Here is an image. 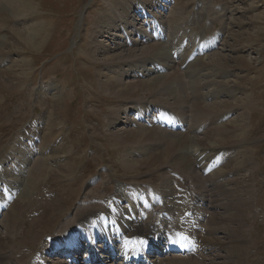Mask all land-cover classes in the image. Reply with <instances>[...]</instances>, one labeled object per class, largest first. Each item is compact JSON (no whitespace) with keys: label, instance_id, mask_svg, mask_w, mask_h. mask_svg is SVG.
I'll return each mask as SVG.
<instances>
[{"label":"rangeland","instance_id":"1","mask_svg":"<svg viewBox=\"0 0 264 264\" xmlns=\"http://www.w3.org/2000/svg\"><path fill=\"white\" fill-rule=\"evenodd\" d=\"M116 1L51 0L47 4L44 0H41L42 6L38 7L37 12L32 11L33 13L30 12L27 16L19 19L7 17L0 12L1 19L4 20L2 22L3 27H5V30L0 32V37H7L10 45H17L16 38L12 35L10 28L24 32L26 28L40 23H46L49 27L46 43L39 49L40 52L39 50L32 52L26 49L24 45L22 46L24 48L22 51L18 49L17 51L11 46H6L2 51L0 50V75L4 72H16L18 66L23 64V61L30 60L31 66L26 78L19 82L15 81V86L8 79H5V83L11 85L7 88L2 87L0 84V95H2L0 102L3 104L0 109V161L5 158L6 154L18 149L20 142L23 141L25 143L23 135L26 132L27 124L30 122L39 123V119L43 120L41 116L45 118L43 110L46 107L50 109L52 107L57 111V117L64 128L63 140L68 147L76 152L77 165L75 166V175L77 179H82L84 184H79L75 187L70 179L60 177L58 172H56L49 184H47L48 186L46 184L42 185L45 188H42L44 190L43 198L49 199L52 197L56 201L62 200L61 192L63 189L66 190L67 187L78 189L77 196L71 202L72 204L70 203L68 206L62 205L63 207L60 210L63 211H58L62 215L61 218H55L48 228L46 226H42V228L35 221V219L39 218L36 203L38 197L36 194H29L24 180H21L23 184L19 185L20 190L16 193L11 192L9 197L6 198L5 208L0 214V222L6 228L7 235L15 227L16 223L14 235L18 231L25 230L29 231L30 234L26 239L28 242L24 243L19 238H14L12 233L13 237H11L10 243L6 244L2 239L5 237L6 231L0 226V234L3 235L0 236L2 237L0 238V253L9 256L6 264H28L31 259L43 251V259L47 264H62L65 262L66 251L64 248L48 253L45 252L47 249L40 252L41 246L59 240L56 235L57 232L61 230L66 221L74 217L78 208L86 205V201L89 199L87 196L94 195L91 197V199H94L103 191L105 182L109 181L110 185L114 187L119 180L136 186L140 192L153 189L161 194L163 185L164 189L167 188L169 190L171 187L173 192L169 193L167 191V195L171 200L177 201L179 207L173 215V221L179 223L182 220L181 223L186 226L188 232L198 240L199 237L205 235L204 229L206 227L212 230L217 229V231L219 229V233H215L218 239L224 240L227 235L228 242H224L225 245H229L227 253L221 250L214 251L208 253L211 254V257L220 256L227 259V262L230 259L228 264H233L236 261L235 252L239 240L240 242L246 240L247 246L249 245L246 250L249 260L246 264H264V213L259 212V198L257 199L259 202L256 207L251 206L253 210L250 208L242 215L234 213L236 203L245 199V196L249 195L251 191L253 192H251L252 195H255L252 188L245 195L240 183V180L244 179L245 175L248 176L250 171L255 172L256 178L260 182V194L262 201H264V0H159L158 9H156L158 5L153 6L151 9L148 8L150 15H145L146 20L141 15L132 14L138 20L137 25L133 23L131 18H127L128 21H125L122 16H117L122 20V24L119 23V25L123 27L124 31L128 30L127 35L116 30L110 34L100 36L98 32L102 30L101 24H103V21L113 19L115 15L112 13L118 12L115 8ZM123 1L137 4L141 0ZM2 2L3 0H0V4ZM143 10L146 11L145 8ZM170 11L171 15L175 13L179 18L181 17L182 26L187 30L186 40H184L182 45L184 47L189 46V52L190 50H201V56L195 58L194 62L196 61V64L192 67H188L189 65H187L188 68L186 67L189 58L185 59V64L182 65L184 60L182 58L175 68L181 74L186 71V76L182 82L185 95H197L199 97L210 91L208 88L211 86L207 88L208 90H204L200 74V83L198 84L197 80L194 79L193 73L196 70H200L201 73V67L205 66L204 63L206 62L210 63L208 61H212V57L222 56L217 61L219 64L229 59L230 54L251 62L248 63L244 60H239L237 63H234V61L230 62L232 66H240L235 70L234 76L230 77V80L233 81L232 84L236 88L235 97L230 94L228 89H225L228 90L225 94L226 96L218 101V103L233 102L236 99V102L240 104L237 107L238 109L236 108L237 112L234 116L228 118L229 124L239 120L245 127L244 131L259 130L258 136L255 135L248 140H243L242 135L236 136L233 139V148L228 149L227 153L219 158L220 162L224 161L223 164L227 159H230L234 169L236 168L239 171L244 169L242 167L243 163L249 166V170L239 172V175L232 178L229 184L224 182L221 171L222 169L227 171L232 168L225 165H223L222 169H218L222 165L216 167L218 169L216 170V177L212 176L211 173L213 172L200 170L197 167L186 168L181 166L185 169H192L191 172L198 175V177L196 176L197 183H195L194 178L190 174L173 167L180 165L179 163L172 164L171 161H167V168L161 167L156 169L158 171L151 170L152 168L146 165L138 172L134 170L125 171L124 167L132 164L131 159L129 161L126 160L129 157V153H135L132 155L134 157L139 156L138 162L140 164H145V161L151 159L155 153H153L150 143L134 147L130 146L126 149L128 152L124 153V149L115 148L114 139H111L114 134H122L126 127L130 129L140 123L144 124L153 121L157 113L151 107L149 112L144 115L143 121L135 120V114H132L130 117L131 120L134 119V125H124L123 123L117 126L112 125L109 111L114 110L113 107L117 106V108L125 109L134 107L136 104L130 100H121V94L118 98H112L110 91L103 88L105 80L101 75L107 74L105 71L101 72L104 69L103 65L106 64V67L113 68L114 72H119L120 67L124 66H120V64L123 63L133 64L132 67H124L127 71H130V68H137L136 62L147 56L146 48L148 45L153 44L149 43L146 45V43L141 42L140 37L144 35H140V32L150 35L149 29H152L150 20L152 16H157L167 20V28L172 33H175L170 28V24L173 22L169 18ZM259 15H261L262 19L259 21L260 23H255L254 18ZM234 19H237L236 22H241L242 24H233L232 20ZM126 23L133 24V28H129V26L124 28ZM132 30L135 31L131 34L130 31ZM170 30L165 28L163 31L159 30V33L163 32L162 36L166 48L173 44V36ZM237 32L244 33L245 36L249 34L252 36L251 39L255 38L257 41L253 43L250 38L239 37L236 34ZM227 40L235 41L238 48L237 52L226 50L224 44ZM98 42L103 44V46L105 45L107 50L111 47L110 51H114V53L122 52L127 47L125 44L129 45L130 43L133 48L127 47V49L140 51L135 54H124L114 61L104 63V61H100L102 58L93 52L95 43ZM206 43H212V45L207 47ZM0 44L4 45L2 42ZM116 46H120L122 51L115 50ZM98 57L100 58L98 59ZM204 57L207 60H204ZM160 64L157 63V66L163 70ZM209 67L213 68V66L208 65V75L212 77L214 74L210 72ZM171 76L174 82L175 75L171 74ZM123 81L121 80V83L127 85L129 82L135 83L136 79H133V82L131 79ZM193 86L197 87L193 91V95H191ZM217 86L220 87L219 89L227 87L221 81L216 82L213 89L216 90ZM170 91L174 93L172 90ZM55 92L59 94H55ZM57 99L59 102L55 106ZM52 101L53 104L51 103ZM178 102L182 103L179 99ZM183 104L186 105V103ZM213 105L212 101L206 102L205 105L202 103L197 104L194 97L193 105L191 106V116L193 115L192 111L195 115L197 114L195 107L199 109L205 108V111H212ZM240 115L243 117L240 118ZM207 117L212 119L205 120ZM213 119V115L204 114L197 122H194L188 116L187 120L182 119L180 121L182 129H179L180 131L173 129V132L187 133L190 134L187 137L195 136L198 141L207 142L212 136H218ZM34 126L38 128L39 125L36 124ZM26 144H28V140H26ZM123 145V142H121L118 147H124ZM139 147H144V149L139 150ZM125 154H127V157ZM252 154L257 157L252 156ZM164 172L172 177V181L168 186L163 179L162 173ZM254 183L252 181L251 186ZM46 188L49 190H46ZM200 190H206L205 193L210 194L212 198L211 207L213 208L208 209L205 207L204 201L201 197L199 198ZM184 192L185 194H183ZM206 194H203L202 197L208 199ZM162 196L164 195L162 194ZM215 196L220 198H214ZM14 202L15 204L13 205ZM17 202L23 203V208H18L16 206ZM25 204L27 206L30 204V206L24 207ZM159 206H155L154 212L148 214L149 219L153 222H161L168 225L170 222L167 215L157 213ZM181 208H184L182 213L180 212ZM194 210L198 214L197 217H201V219L191 215ZM212 214L214 216L209 222L208 220ZM239 221H241V224H238ZM35 234L39 237H35L36 239L31 242ZM79 252L81 255L87 254L85 246H81ZM30 257L32 258L30 259ZM162 257L167 259V255H162V252L154 254L152 259L156 260ZM220 260V258H217L216 262Z\"/></svg>","mask_w":264,"mask_h":264},{"label":"bare ground","instance_id":"2","mask_svg":"<svg viewBox=\"0 0 264 264\" xmlns=\"http://www.w3.org/2000/svg\"><path fill=\"white\" fill-rule=\"evenodd\" d=\"M40 1L41 0H3L0 4V12L4 13L7 17L10 16L11 18L19 19L27 16L32 11L35 12L38 7L42 6ZM44 1L48 4L51 0ZM116 2L115 8L118 12L112 13L116 17L114 16L113 19H110L109 21L107 19L103 21V24H101L102 30L98 32L100 36L110 34L112 31L116 30L127 35L128 30L126 29V31H124L123 27L119 25V23L122 24V20L117 16H122L125 21H128L127 18H131L133 23L137 25L136 23L138 20L132 16L133 13H135L136 16L141 15L144 20H146L145 15H150L148 8L151 9L153 6L159 4V0H141L137 4H133V2H129V4L125 1L122 2V0H117ZM158 7L159 5L156 6V9H158ZM144 8L146 11L143 10ZM169 14V18L173 20L172 24H170V28H172L175 33H172V31L167 28V20H164L163 17L157 16H152L150 20V23L152 24V29H149L150 35H145L140 32V35H144L143 37L139 36L141 42L146 43V45L149 43L153 44L148 45L146 48L147 56L136 62L137 68H130V71H127L124 67L129 68L132 67L133 64L123 63L120 64V66L124 65L122 68L118 65L120 67L119 72H114L113 68L110 67V69L109 67H106V64L103 65L104 69H102L101 72L105 71V73H107L101 75L105 80L103 88L110 91L112 98H118L121 94V100H130L132 103L135 102L136 104L134 107L125 109L117 108V106L114 105V110L109 111L112 125L117 126L121 123L124 125H134V119L131 120L130 117L132 114H135V120L143 121L144 115L149 112L151 107L155 109L157 113L153 121L144 124L140 123L138 126L134 127L136 129H128L129 127H126L122 134H114L111 139H114L113 144L115 148L124 149V153L128 152L126 149L130 146L134 147L148 143H150L152 151L155 153L151 159L145 161V164H140L138 162L139 156H132L135 153H129L130 158L128 157L126 160L129 161V159H131L132 164L124 167L125 171L134 170L138 172L144 165L150 166L152 168L151 170H156L161 167L167 168V161H171L172 164L179 163L180 165H175L173 167L182 170L184 173L190 174L194 178L195 183H197L198 175L191 172L192 169H185L183 167H197L200 170L213 172L211 173L212 176L216 177V170L220 168L222 169V167H224L223 165H225L232 168L231 170L224 171L222 169L221 171L224 182L229 184L232 181V178L239 175V172H246L249 170V166L248 164H242L241 162L244 169L239 171L236 168L234 169V166L230 163V159H227L223 164L224 161L220 162L219 158L225 155L228 149L233 148L232 143L236 136L242 135L243 140H248L255 135L258 136L259 130L252 129L244 131L245 127L239 120L229 124L228 118L234 116L237 112V107H239L240 104L236 102V99L233 102L218 103V101L226 96L225 94L228 90L230 94L235 97L234 93L236 88L235 85L232 84L233 81L230 80V77L234 76L235 70L240 66H232L230 65V62L234 61V63H237L239 60H244L248 63L251 62L250 60H245L230 54L229 59L225 62H221L222 64H219L217 61H219L222 56H214L212 57V61H208L210 63H204L205 66L201 67V73L200 70H196L193 73L194 79L197 80L198 84L200 83V74V80H202L201 83L204 90L210 89V91L205 93L203 90L202 92L205 94L200 95L199 97L197 95V97L185 95L182 82L183 78L186 76V71L181 74V72L175 70V68L182 58H184L182 65L185 64V59L187 60L189 58L186 67L187 65H189L188 67H192L196 64V61L194 62V60H196L195 58L201 56V54L199 50H190L189 52V46L184 47L182 45L184 40H186L187 30L182 26L183 22H181V17L179 18L175 13H172L171 15V11ZM254 19L255 23H260L259 21L262 17L261 15L255 16ZM3 21L0 13V23ZM115 21L117 22L114 25ZM236 21L237 19H234L232 20V23L236 25L242 24L241 22ZM132 25L133 24L126 23L124 28L128 26L129 28H133ZM3 26L2 23L0 25V32L5 30V27ZM164 28L170 30L173 36V44L169 45L170 47L168 48L165 47V41L162 36L163 32L159 33V30L163 31ZM10 30L12 35L16 38L17 45H10L7 37H0V42L4 43V45L0 44L1 51L6 46H11L13 49L22 51L24 49L22 46L24 45L26 49L35 52L45 45L47 40L46 36L49 34V27L46 23H40L33 27L26 28L24 32L17 31L15 28H10ZM134 31L135 30L130 31L131 34L134 33ZM176 34L178 35L176 36ZM236 34L239 35V37L245 36L244 33L240 32H237ZM158 35L159 37H157ZM245 37L251 39L252 36L247 34ZM154 40H156V42H154ZM251 41L255 43L257 40L252 38ZM206 45L207 47H210L212 43H206ZM224 45L229 52L238 51L234 40H227ZM125 46L133 48L131 43L129 45L125 44ZM127 47L122 51L120 46H116L115 50H121L122 52L114 53V51H110L111 47L107 50L105 45L103 46V44L98 42L95 43L93 52L102 58L100 61L108 63L124 54H135L137 51H140L137 49L129 50ZM203 49H205V47H203ZM126 51L128 52L125 53ZM100 57H98V59ZM204 60H207V58L204 57ZM28 61H23V64L18 66L16 72H4L0 75V84L2 87L7 88L11 84L15 86V81L19 82L22 79L24 80L31 68L30 60ZM157 63L162 64H160V66L163 70L158 68ZM209 64L215 68L213 69L212 67H209L210 72L214 74L212 77L208 75ZM171 74L175 75L174 82ZM5 79H8L11 84H6ZM125 79H131L132 82L133 79H136V82H129V84L124 85L121 83V80L123 81ZM218 81L223 82L227 87H221L222 89H219L220 87L217 86L216 90L213 89L215 83ZM123 83L125 82L123 81ZM196 87L197 86L192 87L191 95H193V91ZM234 88L235 90H233ZM170 90L174 93H171ZM55 94L59 93L55 92ZM1 96L2 95H0V97ZM194 97L197 104L202 103L205 105L206 102L212 101L214 104L212 111H205V108L199 109L198 107H195L197 114L195 115L192 111L193 115L191 116V106L193 105ZM177 98L182 103H179ZM58 102L59 100L57 99L55 106ZM51 103L53 104V101ZM183 103H186V105ZM2 106L3 104L0 102V109ZM43 114L45 115V118H42L41 116V119L43 120L39 119V123L30 122L27 124L26 132H24L25 134L23 135L25 143L23 141L20 142L18 149L6 154L5 158L0 161V210L3 209L4 203L2 202H4L5 194H10L11 192L16 193L20 190L19 185L23 184V181L21 180H24L27 190H29V194H36L38 197L36 203L39 218L35 219V221L40 227L46 226L48 228L49 225L54 222L55 218H61L62 215L59 214L58 211L63 207L62 205H70L77 196L78 189H71V187H67L66 190L63 189L61 192L63 197L62 200L56 201L52 197L49 199L43 198V189L45 188H43L42 185L49 184L51 178L56 172H58L60 177L70 179L75 187L76 185L83 184V182L82 179H77V176L75 175V166L77 165L75 157L76 152L68 147L63 140L64 128L57 117V111L52 107L51 109L46 107L43 110ZM204 114L213 115L214 125H216L215 128L218 136H212L207 142H200L195 136L187 137L190 136V134L173 132V129L180 126L179 121L182 119L187 120L189 116L194 122H197ZM242 117L243 116L240 115V118ZM209 119L212 118L207 117L205 120ZM36 124L41 127H35L34 125ZM179 128L182 129L181 126ZM26 140H28V144H26ZM121 142H123L124 147H118L121 145ZM138 149L143 150L144 147H139ZM125 155L127 157V154ZM252 156L255 155L252 154ZM220 165L222 166L219 167ZM28 166L30 167L29 170ZM216 167L219 168L216 169ZM162 175L168 186L172 181V177L166 175L165 172L162 173ZM252 181L255 182L253 186H251ZM240 183L245 195L247 192H250V188L254 190L255 195H252L253 192L251 191L252 193L250 192L249 195L245 196L247 199L245 198L236 203L234 213L242 215L248 209L256 207L259 201V212L264 213V201H262L260 194V182L257 180L255 172L250 171L248 176L245 175V178L240 180ZM161 188V194L155 192L153 189L140 192L136 186L130 185L121 180H119L114 187L110 185L109 181L105 182L103 185V191L99 193L98 196L96 195V198L91 199L94 195L87 196L89 199L87 198L88 201H86V205L78 208L74 217L66 221L62 227L60 226L61 230L56 234L57 237H59V240L51 242L50 244H43L40 252L47 248L49 252H53L58 247L64 246L66 252L71 254L79 249L83 240L85 242L84 244L87 246L86 251L88 252V255L74 253L65 264H228L230 259L227 262V259L220 256L213 258L210 256L211 254H208L219 250L227 253V247L229 245L224 244V242H228L227 235L224 234L226 235L224 240L218 239L216 238L215 233H219V229L217 231V229L212 230L207 229V227L204 229L205 235L199 237V240L193 235L186 233L184 231L186 226L181 223L182 220L179 223L173 221V215L179 209L177 201L171 200L167 195V191L170 193L173 192V189L171 187L169 190L167 188L164 189V185ZM46 190L49 189L46 188ZM200 191L201 192L199 193L201 194L199 195V198H202L205 207L208 209L213 208L211 207L212 198L210 197V194H206V190ZM162 194L164 196H162ZM183 194H185V192ZM203 194H206L209 200L206 199V197L203 198ZM160 196L162 199L164 197V200L162 201V206L158 213L160 215H172L171 225H167V227L154 223L148 216V214L151 213L148 208L151 205L153 207V205L159 203L160 201L158 200H161ZM214 198L220 197L215 196ZM258 198L259 201H257ZM16 206L18 208H23V203L21 204L20 202H17ZM26 206L27 204L24 205V207ZM29 206L30 204L27 207ZM183 211L184 208H181L180 212L182 213ZM191 215L197 217L198 214L194 210ZM213 216L214 214L211 215V218L208 220L209 222ZM199 218L201 219V217H197V219ZM238 224H241V221H239ZM16 225L7 235L6 228H4L0 222V226L6 231L5 237L0 238H2L6 244L10 243V239L13 236L14 238H19V240L24 243L28 242L26 239L30 234L29 231H18L17 234L14 235ZM0 236L3 235L0 234ZM35 237L39 236L35 234L31 242L36 239ZM248 246L246 240H242L241 242L239 240L235 252L236 261L233 264L247 263L249 260L246 255ZM163 247L167 248V251H171V256L169 258L161 259L159 262L158 259H150V256L155 249H162ZM32 257H30V259ZM217 258H220L221 260L216 262ZM7 259H9L8 255L0 253V264H6ZM28 264L46 263L41 256L36 255Z\"/></svg>","mask_w":264,"mask_h":264}]
</instances>
